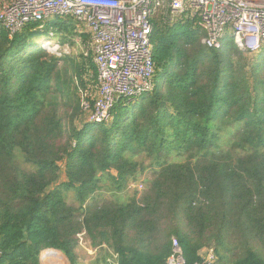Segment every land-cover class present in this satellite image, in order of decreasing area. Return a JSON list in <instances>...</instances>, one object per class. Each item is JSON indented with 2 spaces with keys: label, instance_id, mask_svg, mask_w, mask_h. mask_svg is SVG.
<instances>
[{
  "label": "trees",
  "instance_id": "obj_1",
  "mask_svg": "<svg viewBox=\"0 0 264 264\" xmlns=\"http://www.w3.org/2000/svg\"><path fill=\"white\" fill-rule=\"evenodd\" d=\"M76 23L13 36L0 24V264H41L47 248L80 264V232L97 264H166L174 240L186 264L208 248L217 264H264V48H209L193 19L159 14L154 89L90 122L79 93L98 83L93 51L78 61L34 43L89 37ZM143 174L128 200L96 199L104 180L120 192Z\"/></svg>",
  "mask_w": 264,
  "mask_h": 264
},
{
  "label": "built area",
  "instance_id": "obj_2",
  "mask_svg": "<svg viewBox=\"0 0 264 264\" xmlns=\"http://www.w3.org/2000/svg\"><path fill=\"white\" fill-rule=\"evenodd\" d=\"M159 14L169 20L193 19L195 28L205 32L202 43L209 48L222 49L231 37L250 54L264 48V0H0V24L10 36L30 21L44 23L55 16L73 18L89 33L98 81L94 90H84L82 100L90 122L108 121L120 98L131 101L154 89L151 34L153 18ZM50 34V44L46 41L43 47L57 52L59 44L51 42L53 31ZM89 97L95 98L93 105ZM77 237L83 243L85 232ZM117 258L114 253L108 262ZM40 260L43 264L66 263L65 255L54 248L44 249ZM217 262V252L208 248L196 264ZM166 264H186L177 240Z\"/></svg>",
  "mask_w": 264,
  "mask_h": 264
},
{
  "label": "rangeland",
  "instance_id": "obj_3",
  "mask_svg": "<svg viewBox=\"0 0 264 264\" xmlns=\"http://www.w3.org/2000/svg\"><path fill=\"white\" fill-rule=\"evenodd\" d=\"M76 24H77V28H78L79 31L84 32V33H88L82 25H79L78 23H76ZM48 38H51V34L49 36H40V37L36 38L34 43L35 44H40V46H42L43 43ZM53 38L54 39H52L53 41H51V42L59 44V51H57V52L49 51V52H52V53H54L57 56H62L64 53L73 54L74 56L77 57V60L80 61L82 54L88 55V54H90V51L92 50L91 45H90V38L88 36H87L86 39L82 38L80 36L77 37L76 38V43L72 44V45H70V44L61 45L59 37H56L55 35H53ZM65 49H66V51H65ZM60 52H61V54H60ZM260 54L261 53H259V54H249V56L252 59H255ZM79 94L82 97V100H83L84 97H86L84 95V90H82L81 93H79ZM81 104H82V102H81ZM82 108H83V106H82ZM148 172H149V170H146L145 173H148ZM146 180H147L146 174L145 175L143 174L142 176L139 175L138 179L137 180H133L132 182H130L128 187L124 188L120 192H117L116 188H114V185H111L112 182L110 180L106 179V180L103 181V187L99 190V192H97L96 199L97 200H99V199H112V200L116 199V200H119V201L128 200L134 194V192H136V191L141 192L142 190L145 189V187L147 185ZM70 194L71 195L69 197V200L73 201V196H72L73 193H70ZM91 200H92V198L88 199V201H91ZM80 233H82V232H80ZM91 241L92 240L89 239V237L88 238L85 237L84 238V242L83 243H78V245L76 247V253L78 255V260H79L80 264H97V260H98V257L100 256L99 253H100L101 249H99L98 246H93ZM96 248L99 250L98 252H97ZM259 248L263 251V254H264V248L263 247H259ZM93 249H95V250L93 251ZM96 253H97V255H96ZM232 257H235L234 254H233ZM65 258H66V263L65 264H71L66 256H65Z\"/></svg>",
  "mask_w": 264,
  "mask_h": 264
},
{
  "label": "crops",
  "instance_id": "obj_4",
  "mask_svg": "<svg viewBox=\"0 0 264 264\" xmlns=\"http://www.w3.org/2000/svg\"><path fill=\"white\" fill-rule=\"evenodd\" d=\"M41 45H42V44H41ZM43 48H44V47H43ZM44 49H45V48H44ZM261 51H262V50H261ZM261 51H260V52H261ZM260 52H259V53H260ZM259 53H257V54H259ZM89 88H90V87H89ZM93 90H94V88H93ZM94 92H95V94H97V93H96V90H95ZM96 249H97V248H96ZM98 251H99V250L97 249V252H98ZM201 252H202L201 254H203V255H204V253H205V250L203 249V250H201ZM62 253H63V252H62ZM63 254H64V253H63ZM113 254H114V253L112 252L110 257H112V256H113ZM64 255H65V254H64ZM96 255H97V253H96ZM41 264H43V263L41 262Z\"/></svg>",
  "mask_w": 264,
  "mask_h": 264
},
{
  "label": "bare ground",
  "instance_id": "obj_5",
  "mask_svg": "<svg viewBox=\"0 0 264 264\" xmlns=\"http://www.w3.org/2000/svg\"><path fill=\"white\" fill-rule=\"evenodd\" d=\"M46 41H47V40H46ZM46 41H45V42H46ZM46 43H47V44H50L49 41H47Z\"/></svg>",
  "mask_w": 264,
  "mask_h": 264
},
{
  "label": "clouds",
  "instance_id": "obj_6",
  "mask_svg": "<svg viewBox=\"0 0 264 264\" xmlns=\"http://www.w3.org/2000/svg\"><path fill=\"white\" fill-rule=\"evenodd\" d=\"M52 38V37H51ZM42 47H43V45H42ZM47 50V49H46Z\"/></svg>",
  "mask_w": 264,
  "mask_h": 264
}]
</instances>
